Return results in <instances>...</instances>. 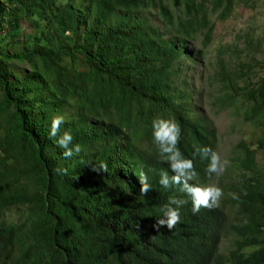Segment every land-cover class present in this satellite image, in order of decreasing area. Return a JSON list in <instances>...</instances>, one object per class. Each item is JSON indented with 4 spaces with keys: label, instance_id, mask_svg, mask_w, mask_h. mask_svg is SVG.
<instances>
[{
    "label": "trees",
    "instance_id": "obj_1",
    "mask_svg": "<svg viewBox=\"0 0 264 264\" xmlns=\"http://www.w3.org/2000/svg\"><path fill=\"white\" fill-rule=\"evenodd\" d=\"M212 1L0 0V264H264V164L248 144H238L215 181L224 192L217 208L194 215L190 197L158 182L171 170L153 142L157 117L180 124L194 183L215 177L193 156L194 146L217 150L212 122L190 119L191 101L175 102L187 91L184 64L203 57L189 43L205 30L208 45L210 16L223 5L219 19L227 18L234 4ZM233 54V75L225 66L218 72V109L243 110L244 123L264 127V75L245 76L249 52ZM56 116L78 155L65 158L49 138ZM100 162L106 173L91 170ZM141 170L152 186L146 197ZM173 195L188 201L180 222L157 232L156 216ZM14 208L26 210L22 221L4 217Z\"/></svg>",
    "mask_w": 264,
    "mask_h": 264
},
{
    "label": "rangeland",
    "instance_id": "obj_2",
    "mask_svg": "<svg viewBox=\"0 0 264 264\" xmlns=\"http://www.w3.org/2000/svg\"><path fill=\"white\" fill-rule=\"evenodd\" d=\"M212 0H207V4L212 7ZM234 0L233 8L227 18L219 19L224 7H220L215 14L210 16L216 22V28L212 38L207 45H203L205 30L198 32L195 39L189 44L196 51L202 50L203 57L197 59L194 67L190 61L184 64L187 74V90L184 95L175 96V102H192V111L188 114L190 119L194 117L212 122V128L217 134V150L225 169L219 176L214 177L212 184L227 172L232 164L235 153L239 154L238 144L246 143L252 150L257 151V159L264 164V150L260 149V140L264 138V127H257L252 123H244V111L228 108L219 110L216 99L222 94L218 92L220 79L218 72L225 66L227 72L233 75L234 70L230 67V61L234 57V50L238 48L249 52L246 63L253 69L245 76L254 81H259L264 75V0ZM224 4H226L224 2ZM161 26V24H159ZM25 26L23 27V29ZM190 49V48H189ZM244 54V53H243ZM81 69L85 67L80 65ZM240 69V67L238 68ZM21 74V71H18ZM243 84V83H242ZM193 97V99H191ZM26 210L12 209L5 217L22 221ZM231 236L226 235L225 239L218 245L219 253L226 254L229 250Z\"/></svg>",
    "mask_w": 264,
    "mask_h": 264
},
{
    "label": "clouds",
    "instance_id": "obj_3",
    "mask_svg": "<svg viewBox=\"0 0 264 264\" xmlns=\"http://www.w3.org/2000/svg\"><path fill=\"white\" fill-rule=\"evenodd\" d=\"M64 123L62 116L53 117L51 120L48 136L50 139L56 138V144L63 149L62 155L65 158H71L81 152L79 144H73V136L70 132L64 131L60 134L61 125ZM181 126L175 120L157 117L152 121V137L157 147L159 157L162 163H166L171 170L162 171L159 177V184L164 189H169L173 185L178 186V191L191 198V211L195 215L201 208L213 209L220 205L221 198L224 195L223 189L217 184L199 185L194 183L198 179L193 159L188 158L179 148L181 139ZM193 156H199L202 160H207L206 173L211 177L219 176L223 173L225 166L221 161L220 155L209 146H194ZM91 170L97 173H106L108 165L105 162L93 163ZM57 171L67 172V169H57ZM140 184V193L145 197L152 191V186L148 182V177L143 170L137 175ZM75 178V177H74ZM246 194V193H245ZM232 199L239 201L240 196L236 193L229 194ZM188 201L175 195L170 196L166 203L160 208V215L156 216L153 228L157 232L161 227L173 230L180 222L179 209ZM8 212L5 210L4 214ZM5 217V216H4ZM13 222V219L6 217Z\"/></svg>",
    "mask_w": 264,
    "mask_h": 264
}]
</instances>
